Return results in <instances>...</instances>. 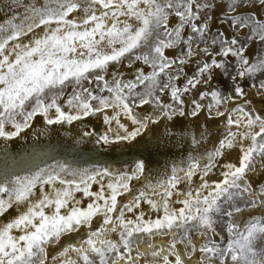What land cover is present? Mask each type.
I'll return each mask as SVG.
<instances>
[{
  "label": "snow or ice",
  "instance_id": "6c2138e0",
  "mask_svg": "<svg viewBox=\"0 0 264 264\" xmlns=\"http://www.w3.org/2000/svg\"><path fill=\"white\" fill-rule=\"evenodd\" d=\"M0 5V138L80 126L65 159L0 158V264H264V0ZM189 118L153 177L138 138Z\"/></svg>",
  "mask_w": 264,
  "mask_h": 264
},
{
  "label": "bare ground",
  "instance_id": "6f19581e",
  "mask_svg": "<svg viewBox=\"0 0 264 264\" xmlns=\"http://www.w3.org/2000/svg\"><path fill=\"white\" fill-rule=\"evenodd\" d=\"M8 15H11V13L7 12V9L0 5V21L5 19ZM203 122L204 120L202 117L201 123ZM87 123V130L89 131L99 134L105 129L102 121L95 117L87 120ZM42 127L43 124L40 121V118H36V123H34L33 129H39ZM79 127V125H75V127L70 125H64L63 127L60 125H55L49 126L47 134L43 136L33 135L31 130H25L21 136L11 138L7 141L0 138V158L4 157L5 152L11 156H16L17 158H27L33 153L34 148L41 147L49 151L55 149L56 151L52 154L57 155L58 153V159H65V146L71 144L74 141L77 135L76 129ZM185 128L195 131V122L189 118L177 123L175 128L176 136L172 139H169L163 135V125L160 126L159 133L153 134L150 132L143 134L142 138H138L140 151H142L144 157L148 159V171L152 173L153 177L157 176L166 166L170 168L173 163L179 164L181 161L186 160V157L191 150V144L190 142L186 143L184 140L180 139V134ZM77 147L81 149V154L83 156L82 160H79L78 158V162L81 164V166H83V162L85 160L88 163H94L96 159H107L109 162H112L118 167L120 165L117 163V161L128 160V156H119L115 154H111L108 157L89 159L88 157L91 155L89 149L92 148V145L85 141V143L80 144ZM208 147H211V145L209 144ZM114 151L119 152V149ZM234 155L235 154H233V156ZM48 162L51 163V161ZM213 178H215V176H213ZM84 235L85 234L83 231L70 234L66 238L65 242L74 243L77 240L83 238Z\"/></svg>",
  "mask_w": 264,
  "mask_h": 264
}]
</instances>
